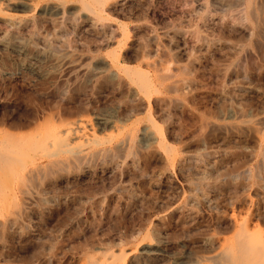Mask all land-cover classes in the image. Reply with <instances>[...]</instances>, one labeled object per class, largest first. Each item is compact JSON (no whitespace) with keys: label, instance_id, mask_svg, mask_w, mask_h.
Segmentation results:
<instances>
[{"label":"rangeland","instance_id":"374dc122","mask_svg":"<svg viewBox=\"0 0 264 264\" xmlns=\"http://www.w3.org/2000/svg\"><path fill=\"white\" fill-rule=\"evenodd\" d=\"M23 1L27 5L1 7L6 13L0 14V128L25 131L37 124L43 125L45 120L69 121V124L80 117L89 123L91 130L98 136L107 137L111 133L115 134L116 130L105 123L97 124L96 116L116 117L119 124L124 126L131 120H136L139 125L145 119L146 98L143 96L142 106L139 104L134 112L127 115L120 113L119 107L127 104L135 86L128 83V77L123 72L120 73L121 81L118 84L107 75L114 58L119 61L120 67L141 69L140 71L144 70L149 75L153 72L152 67L155 64L159 67L160 64V67H165L170 73L173 71V80L181 77L189 79L193 83L190 87L196 88H189L191 91L186 89L187 93L183 91L185 94L181 90L183 95L179 91L170 93L163 90L152 94L150 115L157 125L158 133H163L165 142L161 143V147L157 146L158 152L149 163L146 162L148 164H140V175L137 171L133 175L123 164L112 171L107 168L102 154H97L96 158L91 157L93 163H81L80 170L61 172L54 181H42L41 184L29 187L28 199L31 203H28L26 214L20 215L18 220L28 223L30 227L24 235L27 252L35 250L38 244L41 247L34 262L46 264V259L51 256L52 264H83L90 253L92 257H101L99 253L106 246L104 243L113 244L111 248H114L121 242L120 246H135L134 253L138 254L136 258L130 256L128 264H154L152 254L138 253L139 250L147 246L152 248L158 241L178 242L188 237H208L215 233V218L221 222L217 234L220 237L232 236L237 224L244 223L242 220L247 218L249 208L260 214L252 222L264 230V176L263 180L261 178L256 182H249L245 189L239 188L245 179L240 174L245 169L253 172L260 165L264 167V138L260 140L258 133L253 130L250 131L251 138L256 139V143L248 135L246 137L250 143L245 141L247 143L244 145H236L234 142L237 137L245 134V131L237 132L236 127L243 125L244 128L248 121L253 127L258 126L257 119L264 113V60H261L264 57V0H253V6H263L261 9L259 5L255 6L257 10L260 9L261 14H258V10L257 15L260 16L256 15V21H250L252 24L246 20L244 0H107L103 6L105 19L94 20L88 13H79L75 19V23H78L73 24V29L64 16L51 15L49 19L42 10V4L46 0ZM72 6L73 3L66 4L67 9H73ZM5 20L11 27L6 25ZM53 20L57 27L52 23ZM1 29L5 33L2 34ZM53 30L56 36L52 33ZM35 34L37 35L34 37ZM64 38L69 48L63 46L65 43L58 44ZM140 39L146 44L144 50L152 52H138V43L142 42ZM149 39L154 41L153 47ZM79 44L84 45L83 49H88L79 59L80 62L75 63L72 59L77 58L80 51L73 50L71 46ZM254 48L261 52L262 57ZM141 54L143 59L150 56L151 61L149 58L144 61ZM258 65L260 68H257ZM252 72H255L254 75ZM245 89L248 93L244 92ZM160 93L167 102L155 104L153 97ZM170 97L179 102L181 99V104L177 105ZM237 97L245 102L238 101ZM259 101H262L263 108ZM238 106L242 108L240 112L246 115L237 114ZM163 110L168 113L170 120L163 118ZM210 121L215 123L213 127ZM20 122L29 123V126H23ZM203 122L206 127L202 125ZM248 143L252 146H248ZM163 145L171 148V155L165 162L161 158L164 154ZM96 146L89 147L82 139L77 148L81 154L89 155ZM164 167L171 177L159 175ZM160 170L162 171L159 172ZM219 171L221 175L224 171L237 172L240 177L237 175L233 178L234 182H226L223 176L220 177ZM111 191L113 195L108 198L112 202L110 209L100 200ZM39 195L53 198L48 201L50 205L48 202L39 204ZM98 204L100 206L97 207ZM174 208L178 209L172 210ZM227 218L233 224L228 226ZM146 232L148 235L144 234ZM129 233L134 237H130ZM39 237H42L40 242ZM34 240L38 243L33 242ZM114 241L120 242L115 246ZM54 252L56 253L53 254ZM162 258L160 263L168 262L166 254ZM29 260L27 261L30 262ZM208 263L209 261H203V264Z\"/></svg>","mask_w":264,"mask_h":264},{"label":"bare ground","instance_id":"6f19581e","mask_svg":"<svg viewBox=\"0 0 264 264\" xmlns=\"http://www.w3.org/2000/svg\"><path fill=\"white\" fill-rule=\"evenodd\" d=\"M105 1H107V0H46L42 4L43 9L42 8L41 9L44 11V13L46 15L49 16V19H50L51 15L64 16L65 19H67V21L69 22V24L72 26V29H73V24L75 25L76 23H78V22L75 23V19L77 18V15L79 13H86V14L88 13V15H92L94 20H102L103 18L105 19L106 17H104V13L106 14V12L103 13V6H104ZM261 1L262 0H259V2H261ZM239 2H241V1H239ZM244 2L246 3V20L249 22L250 21L253 22L256 19L255 17L260 16V15H257V11L259 10V12H258V14H259L260 9L263 5L260 6L258 4L260 6V9L257 10L256 7H258V5H255L256 7L253 6V0H244ZM67 3H73V6H72L73 9L72 8L67 9L66 8ZM14 4H15V6H17V4L23 5V4H25V1H23V0H0V14L6 13V10L5 11L1 10V7L6 8V7H10L11 5L14 6ZM25 5H27V4H25ZM25 5H23V6H25ZM35 7L36 6H34V8ZM262 8L264 9V7H262ZM41 9H38V10L41 11ZM43 11H42V13H43ZM263 13H264V11H263ZM12 15L9 17H12ZM37 17L39 18V16H37ZM40 18H41V16H40ZM54 18H56V16ZM54 18L52 17V19H54ZM49 19H47V20H49ZM43 20H45V19H43ZM56 20H58L60 22L59 19L56 18ZM37 21H38V19H37ZM45 21H43V22H45ZM55 21L52 23L56 24V22H58V21H56V22ZM4 22L8 26L10 25V24H7L6 20ZM61 22H62V20H61ZM60 24L63 25L62 23H60ZM9 27H11V26H9ZM14 28H15V26H14ZM46 29H48V26ZM54 29H55V27H54ZM252 29H253V27H252ZM63 30L61 32H63ZM47 32H48V30H47ZM47 32L45 33V31H44L46 36H47ZM3 33H5V32L2 30V34ZM52 33H54V30ZM60 34H57V35H60ZM248 34H251V33H248ZM36 35L37 34H35L34 37ZM55 36H56V34H55ZM39 37H41V36H39ZM144 37H145V35H144ZM39 39H42V38H39ZM56 39L57 38H55V40ZM152 40H153V37H152ZM152 40L149 39L151 45L154 42ZM65 42L66 41L64 38V39H61L58 44L63 45ZM146 43H147V41H146ZM65 44L63 46L69 48L68 43L66 44L67 46ZM147 44H149V42ZM83 46L81 44L71 46V48L73 50L75 49V50L80 51L77 53V58L75 57V59L74 58L72 59V60H74L73 62H75V63L78 62L79 59L84 55V51L88 49L86 46H85L86 48L84 47L85 49H83ZM138 46H139V48L137 50H140L138 52H141V50L146 49V44L143 43V41L139 42ZM59 47H61V46H59ZM152 47H153V45H152ZM147 48L150 49V46L149 47L147 46ZM147 50H144V51H147ZM254 50H255V48H254ZM256 50H255V52H257V54L262 57V55L260 54L261 52L259 50L258 51H256ZM144 51L142 52L143 54H144ZM148 52H152V51H147V53ZM147 53L145 52V54H147ZM156 53H157V51H156ZM143 54H141L142 59L144 58ZM149 57H147V56L145 57L146 61H148L147 58H149ZM111 59H113V57ZM145 59H143V60L145 61ZM156 59L153 60V62L156 61ZM261 60H264V57ZM149 61H151V59ZM142 63H144V62H142ZM119 65H120L119 61L116 60L115 58L113 60H111L109 70L106 69V70H108L107 75H109V77L111 78V80H113L114 83L118 84L121 81L120 73L123 72L128 77L127 78L128 83H131L135 86L134 93L131 94L132 97L129 98V101L127 102V104L125 106H122V107L119 105L120 106L119 107L120 113L127 115V113L137 109L139 104H140V106H142L141 100L143 99V96H144V98H146V101H147V105L145 107L146 108L145 119L139 125L137 123L138 121H136V120H134V121L131 120L129 122V124H126L127 126H124L121 123L119 124V122L117 120L118 118L116 119V117L113 118L111 116L108 117V116H104V115L96 116V123L98 122V123L108 124V126H110L116 130L115 134H112L110 132L111 135H108L107 137L98 136L96 133L93 132V130H91V127H89V125H88L89 123L87 121H83L82 118H80V117H78L80 119L77 118L79 121L81 120L80 122L75 118L76 120H73L74 122L71 121L69 124L67 123L69 121L54 122V121H46L45 120L43 125L37 124L36 126L29 128L25 131H11V130H8L6 128H0V264H40V263L34 262V260H36V257L38 255V253L40 252L41 247H38V245H39L38 244L36 246L37 248L36 249L34 248L35 250L32 249L31 251H28V252H30V254H26L28 252H27V245L25 243L26 238L24 235L28 232L30 227H29L28 223L26 224L24 221L18 220L19 216L22 214H26V212L29 209V206H28L29 196H28V194H29V187L31 185L41 184L42 181H48V180L54 181L56 176H58L61 172H67L68 170H80L81 169V163H83V162L87 163L89 161L92 162L91 157L95 156L94 158H96L97 154L98 155L102 154L101 156H102V158L104 157V162L107 165L108 169L110 168V170L113 171L116 167L123 164L124 166L127 167V169L130 172L133 173V175H136V173L139 171L138 169L141 168L140 164L143 163L145 165V163L148 162L151 158H154L156 156L155 154L158 152L157 150L159 149V148L157 149V146L159 145L161 147V143L165 142V141H163L164 140L163 139L164 136L162 135L163 133L162 132H161L162 134L158 133V130L156 128L157 125L155 124L154 120L151 118L152 116L150 115V105L149 104H150V101L152 100V97H151V96H153L152 94L153 93L158 94L159 92H161L160 90L170 92V93L171 92L177 93L178 91L180 92L182 90V92L185 91L187 93V90L189 88L190 89L195 88V87H190L191 84H193V83L189 79H185V78L181 77V79L176 78L177 80H173L172 75H174V74L171 75V73L173 71H171V73H170L168 70L165 69V67L164 68L160 67V64H159L160 68L158 67V64H155V65H157V67L154 65L152 67L153 69L151 68L153 70L151 75H149L150 73L148 74V72H146V71L144 73L143 69H142L143 70V72H142V71H140L141 69L140 70L131 69V67L127 68L126 66H122V65H121L122 67H120ZM150 66L151 65H149L148 67L150 68ZM258 67H259V65L257 66V68ZM175 69H177V68H175ZM178 70H177V73H178ZM256 71L258 72V70H256ZM101 72L99 74H101ZM182 72H184V71H182ZM253 73H255V72H252V74ZM258 73L260 74V72H258ZM252 74H249V76L251 75V77H253L254 74L253 75ZM104 75H105V73H104ZM257 79H259V78H257ZM123 87H125V86H123ZM130 88H133V87H130ZM183 89H185V90H183ZM120 90H122V89H120ZM130 90H132V89H130ZM182 92H180L179 94H182ZM185 92H183V94H185ZM244 92L248 93V90H246ZM128 93H130V92H128ZM160 95H161V93H160ZM160 95H156L155 97H153L154 103L155 102H158V104L164 103L167 100L165 98V96L163 97L162 95L161 96ZM244 97H242V98H244ZM237 98H239V97H237ZM240 98H241V96H240ZM240 98L238 99V101L240 100V101L245 102V100H243V99L241 100ZM245 98H247V97H245ZM171 100H172V98H171ZM79 101H80V99H79ZM172 101H175V100L173 99ZM118 103L120 104V102H118ZM175 103H177V105H180L181 99H180V102L175 101ZM246 103H247V101H246ZM76 104H75V106H76ZM155 104H157V103H155ZM160 105L162 106V104H160ZM166 105H167V103H165V106ZM255 105L256 104L254 102V106ZM254 106H251V107H253L252 109H255ZM259 106H257V108H259ZM260 107H262V103H261ZM236 108H238L237 109L238 113L235 112ZM236 108H235L234 112L237 113L239 116L245 114L243 112H240V111H242L241 110L242 108H240L239 106ZM259 109L261 110V108H259ZM161 113H162V115H164V117L162 116L163 118H168L167 117L168 113H166L164 110ZM241 113H243V114H241ZM1 115H2V113H1ZM112 115L114 116V114H112ZM261 115H262V117L257 119L258 120V122H257L258 126L253 127L252 125H250V122L248 121V119H247L248 122H247V124H245L244 128H243V125L240 126L238 124L239 126L236 127L237 132L241 133V131H245L244 132L245 134L243 135V137H237V139L234 141L237 143L236 145H238V143H239V145L241 143H243V145H244V143L246 144L247 142H245V141H248L246 135H248L251 138V132L250 131H253V130H255L258 133V138L260 140L264 138V113H262ZM118 117L121 118L120 115H118ZM122 118H124V117L122 116ZM169 118H170V116H169ZM169 118H168V120H170ZM24 119H26V118H24ZM84 120H86V119H84ZM75 121L78 123H76ZM29 122H30V120H29ZM22 123L20 122V124H22L23 126H29V123H26V124L24 122H22ZM204 123L205 122L202 123L203 126L205 125ZM206 124L208 125V122ZM210 125L213 127V125H215V123L213 124V122L211 123V121H210ZM102 126H104V125H102ZM108 126L106 125V127H108ZM99 127H101V126H99ZM205 127H206V125H205ZM211 132L213 133V129ZM136 134H137V137H136ZM82 139L85 140L86 143L89 144V147H93V146L97 145L94 149L91 150L92 152H89L90 154L88 153L89 155H85V153L81 154V152H79V149L77 148L82 143ZM253 141H254L253 143H256L255 142L256 139ZM261 142H263V141H261ZM249 143H248V146H252V145H249ZM253 143L251 142V144H253ZM168 146L167 145L162 146L164 154L162 153L163 156H161V158H162L163 162H165L171 155V148H169ZM185 147H187V146H185ZM174 151H176V150H174ZM263 152H264V150H263ZM246 154H248V153H246ZM248 155H247V157H248ZM101 156H99V158H101ZM240 156H239V158L241 159ZM242 157H243V155H242ZM244 158H246V157H244ZM169 161H171V160H169ZM185 161H186V157H185ZM148 163H146V164H148ZM84 164L85 163H83V165ZM181 166L182 165H180L179 168H181ZM84 168H86V167H84ZM192 168H193V166H192ZM162 170H163V172L159 175H161L163 177L170 176L169 172H167L165 170V167ZM162 170H160L159 172H161ZM135 171H137V172L135 173ZM220 173H221V171H219V174ZM242 173L243 174H240V175L245 179L243 182H241V184L239 185L240 186L239 188L245 189V187L247 186V184L249 182H256V181H258V179H261L264 176V167H261V165H260V168L253 171V172L249 169L248 170L245 169V171H243ZM138 174H139V172H138ZM142 174H141V176H142ZM222 174L223 175L220 174L221 175L220 177L223 176V178L226 182H230L231 180H232V182H234L233 178H235L237 175L239 176V174L237 172H233V173L226 172L225 173V171H224ZM157 175H158V173H157ZM153 176H154V174H153ZM161 176H158V177H161ZM89 177H90V175H89ZM79 179H81V177ZM69 180H70V178H69ZM224 180H222V181H224ZM262 180H263V178H262ZM84 181H86V180H84ZM81 183H82V181H81ZM43 184H44V182H43ZM262 184H264V183L262 182ZM53 185H54V183H53ZM71 185H69V186H71ZM261 186L263 188V185H261ZM118 188H120V187H118ZM120 189H122V188H120ZM120 189H118V190H120ZM260 194H258V195H260ZM112 195H113V191H111L109 194L107 192V195H105V196L101 195L102 197L100 200L101 202L104 201L106 206L109 207L110 209L112 207V202H110L111 199L109 200L108 198H110ZM254 195H257V194H254ZM52 199L53 198H47V197H44L42 195H39L38 196V203L39 204L40 203L41 204L47 203L49 200H52ZM57 199H56V203L59 202ZM67 201H68V199H67ZM206 202H208V201H206ZM61 203L62 202H60V204ZM98 203H100L99 200H98ZM46 205H48V204H46ZM49 205H50V203H49ZM62 205H63V203H62ZM53 206H55V205L53 204ZM56 206H58V205L56 204ZM98 206H100V204H98L97 207ZM57 208H60V206ZM100 208H102V207H99V209ZM176 209H178V208H174L172 210H176ZM45 212H47V211H45ZM263 215H264V213H263ZM257 216H260V214L258 215L257 211L255 209L249 208V210L247 212V218L245 220H242V221H244V223L240 224V225L237 224L238 226L235 228L232 236L220 237L217 234L219 232V227H220L221 222L218 218H215L214 219L215 222H214V226H213V231L215 233L214 234L211 233V235H209L208 237L203 236V238H197V239L194 237H188L186 240L178 241V242L175 240H174L175 242L174 241L171 242L170 240L168 242L158 241L156 243V245L152 248L148 247V246L144 249L140 248L141 250H139L138 253H142L145 255L152 254V257L155 261V263L152 261L154 264H203V261H209L208 264H264V230L255 226L254 223L252 222L254 217L256 218ZM27 217H28V215H27ZM228 217H229V214H228ZM110 220H112V219H110ZM228 220H229L228 226L233 224V221L231 219H228ZM228 220H226V222ZM185 223L186 222H184V225H185ZM225 225H227V224H225ZM224 226H223V229H226V228H224ZM161 227H162V225H161ZM140 229H142V228L140 227ZM30 231H32V230H30ZM128 232H131V231L128 230ZM123 234L124 233H122V235ZM129 234H130V237L133 235L132 233H129ZM144 234H147V232ZM146 236H145V238H146ZM132 237H134V236H132ZM35 238H36V236H35ZM39 238L40 239H38V241L42 239V237H39ZM105 238H108V237H105ZM136 240H137V237H136ZM35 241H37V240H34L33 242H35ZM38 241H37V243H38ZM111 241H112V239H111ZM115 241H116V239H115ZM115 241L113 242L114 245L116 243L120 242V241H118V242H115ZM149 243L150 242H146V244H149ZM105 244H106V246L99 253V254H101V257H92L91 253L89 254L90 256L87 253L86 255H88V256L85 257L86 260H85V262H83V264H128L127 259L130 258V256L132 258H136V256H138V254L134 253V251H135L134 247L135 246H126V247L120 246L121 245V242H120L119 246L111 248V245H113V244L110 245L109 243L108 244L104 243V245ZM101 245H102V243H101ZM48 247H49V245H48ZM97 248L101 249V247H97ZM85 249H86V247H85ZM56 252H54L53 254H55ZM165 254L169 257L168 262L160 263L159 261H161V259L164 258V257L162 258V255H165ZM50 257L46 259V264H52V262L50 261L51 260ZM59 257L61 258V256H59ZM30 258H32V260H29ZM56 258H57V255H56ZM23 259H26V260H23ZM40 259H41V257H40ZM14 260H22V262H14ZM27 260H29L30 262H28ZM162 261H164V260H162ZM54 263L56 264V262H54Z\"/></svg>","mask_w":264,"mask_h":264}]
</instances>
